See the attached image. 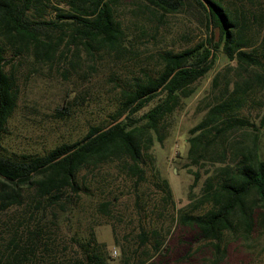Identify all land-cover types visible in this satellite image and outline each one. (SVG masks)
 Here are the masks:
<instances>
[{"label": "trees", "instance_id": "trees-1", "mask_svg": "<svg viewBox=\"0 0 264 264\" xmlns=\"http://www.w3.org/2000/svg\"><path fill=\"white\" fill-rule=\"evenodd\" d=\"M114 1L57 0L67 6L62 9L52 5L53 0H0V211L24 204L26 191L31 194L33 209L64 208L72 203L73 196L89 190L90 176L106 164L132 179L136 190L145 181L144 156L148 155L153 136L162 141L167 117L195 91V82L211 69L216 53L221 51L235 65H226L212 76L214 93L196 106L195 110L203 114L189 128L187 137L190 163L206 159L218 165L204 180L190 208L180 211L178 220L215 249L227 233L246 239L253 229H263L264 158L258 156L257 139L258 130L264 126V108L256 123L240 117L238 112L250 102H257L254 98L264 88V52L259 54L257 49L264 48V31L258 41L247 35L249 23L262 27L264 17L255 11L246 16L223 0H142V10L152 16L158 13L159 17L179 12L187 5L203 26L204 37L181 49H162L156 54L154 66L141 69L140 74L120 77L116 106L106 124L89 125L80 138L56 144L41 154L3 152L2 133L17 97L12 64L9 69L6 65L17 55H30L37 66L50 64L64 37H68L66 45L80 44L90 55L100 49L114 52L119 60L128 52L132 55L114 15ZM47 8L56 11L53 19L43 18ZM76 96L73 93L67 100ZM245 130L250 131L249 144L233 138L238 131L247 134ZM196 178L194 173L190 186ZM94 182L93 193L97 190ZM153 185L162 192L155 207L159 217L173 200L165 178L156 174ZM101 196L96 199L94 211L106 216L112 199ZM135 198L138 203L139 195ZM204 204L209 206L205 211L194 212ZM40 231L24 230V236L15 230L0 249V264H34ZM151 235V249L158 251V234L152 231ZM137 236L141 244L149 238L142 227ZM90 241L81 245L83 257L50 264H104L97 246H90ZM143 262L140 259L137 264ZM122 264L131 263L126 259Z\"/></svg>", "mask_w": 264, "mask_h": 264}, {"label": "rangeland", "instance_id": "rangeland-1", "mask_svg": "<svg viewBox=\"0 0 264 264\" xmlns=\"http://www.w3.org/2000/svg\"><path fill=\"white\" fill-rule=\"evenodd\" d=\"M223 3L246 16L255 11L264 17V0H223ZM141 4L142 0L112 2L114 15L133 52L126 53L124 59L119 60L114 52L105 49L87 54L80 44L66 45L68 37L63 38L50 64L37 66L30 55L13 56L6 69L12 64L17 97L2 133L4 153L41 154L56 144L80 138L89 125L106 124L108 114L116 106L120 77L140 74L141 69L154 66L156 54L162 49H181L204 37L203 26L187 5L179 12L159 17L158 13L152 16L142 10ZM52 5L67 7L57 0ZM55 12L47 8L43 18L53 19ZM257 24L250 22L247 30V35L256 41L264 31V24L262 27ZM257 49L259 54L264 52V48ZM226 65L234 66L235 62L218 51L211 69L195 82V91L167 117L162 141L153 136L148 155L144 156L145 181L136 190L132 188V179L125 178L114 165L106 164L90 176L89 190L73 196L72 203L64 208L33 209L31 194L26 191L24 204L0 211V249L15 230L19 235L24 230L39 228V251L34 264L63 263L83 257L81 245L87 240H91L90 246H97L104 264H122L126 259L131 264L140 259H144L142 264H264V228L253 229L246 239L227 233L215 249L210 241L197 238L192 227L178 220L180 211L190 208L204 180L218 165L206 159L190 163L187 137L189 128L203 114L195 110L196 106L214 93L210 85L212 76ZM73 93L78 96L68 101ZM254 100L257 102L241 108L238 115L256 123L264 108V88ZM240 133L235 132L233 138L249 144L250 131ZM257 147L258 156L264 158V126L258 130ZM194 173L197 178L190 186ZM156 174L167 180L173 200L159 217L155 207L162 192L153 185ZM93 181L97 185L94 193ZM101 195L112 199L106 216L94 211L96 199ZM208 207L204 204L194 212H203ZM141 227L149 236L142 244L137 236ZM152 231L161 241L158 251L151 249Z\"/></svg>", "mask_w": 264, "mask_h": 264}, {"label": "water", "instance_id": "water-1", "mask_svg": "<svg viewBox=\"0 0 264 264\" xmlns=\"http://www.w3.org/2000/svg\"><path fill=\"white\" fill-rule=\"evenodd\" d=\"M123 117V116H122ZM122 117H120L119 119H117L116 121L120 120ZM116 121H113L112 123H115Z\"/></svg>", "mask_w": 264, "mask_h": 264}, {"label": "built area", "instance_id": "built-area-1", "mask_svg": "<svg viewBox=\"0 0 264 264\" xmlns=\"http://www.w3.org/2000/svg\"><path fill=\"white\" fill-rule=\"evenodd\" d=\"M115 252V250H113V253Z\"/></svg>", "mask_w": 264, "mask_h": 264}]
</instances>
